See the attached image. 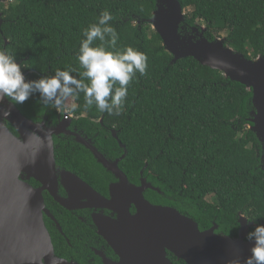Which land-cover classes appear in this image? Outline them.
Instances as JSON below:
<instances>
[{
	"label": "trees",
	"instance_id": "16d2710c",
	"mask_svg": "<svg viewBox=\"0 0 264 264\" xmlns=\"http://www.w3.org/2000/svg\"><path fill=\"white\" fill-rule=\"evenodd\" d=\"M179 1L186 11L184 32L205 24L209 39L226 31V44L233 49L248 58L264 54V0ZM155 8L156 0H0V50L23 64L27 80L69 67L79 77L84 71L77 59L83 31L108 10L119 36L116 48L144 52L148 67L130 82L120 115L100 112L95 104L85 109L83 93L70 100L77 105L72 111L77 124L85 122L93 126L92 134L99 132L94 141L108 158L127 150L119 164L131 180L137 182L146 166L144 176L162 191L148 189L149 200L174 206L193 217L201 230L216 223L217 232L236 237L241 214L264 224L262 144L249 121L252 90L193 56L173 63L148 21ZM39 99L35 93L17 106L28 117L58 111ZM74 142L78 153L57 150L58 162L106 193V176L112 174ZM175 264L188 263L177 259Z\"/></svg>",
	"mask_w": 264,
	"mask_h": 264
},
{
	"label": "water",
	"instance_id": "95a60500",
	"mask_svg": "<svg viewBox=\"0 0 264 264\" xmlns=\"http://www.w3.org/2000/svg\"><path fill=\"white\" fill-rule=\"evenodd\" d=\"M148 21L173 55V63L193 56L202 65L221 70L225 76L252 90L250 128L262 144L264 164V54L248 58L227 45L225 37L209 39L203 25L193 26L190 33L184 32L186 11L179 0H156L153 16ZM8 43L5 38V45ZM210 57L227 62L231 67L211 63ZM9 109L11 115H3ZM8 124L15 127L19 135L14 134ZM41 127L7 98L0 104V264L57 263L44 220V213L48 212L45 190L67 208L92 206L112 210L115 217L98 216L95 223L99 233L121 256L119 264H174L168 252L188 264H227L233 256L243 259L251 254L253 242L245 237L256 224L253 221L249 224L242 214L236 237L217 232L216 223L201 230L193 217L173 206L155 204L146 198L148 189L162 193L144 176L146 166L141 170L139 185L129 180L119 164L127 150L120 157L111 159L91 139L79 135L72 140L89 149L118 179L109 186L110 197H106L75 172L57 166L52 133ZM113 135L118 139L114 130ZM59 175L68 197L57 194ZM32 178L41 186L34 187L30 183ZM131 206H135V213L131 212Z\"/></svg>",
	"mask_w": 264,
	"mask_h": 264
},
{
	"label": "clouds",
	"instance_id": "9594fccd",
	"mask_svg": "<svg viewBox=\"0 0 264 264\" xmlns=\"http://www.w3.org/2000/svg\"><path fill=\"white\" fill-rule=\"evenodd\" d=\"M111 20L112 14L105 10L96 23L84 29V39L77 56L84 71L79 77L73 75L77 69L69 67L65 70L57 69L52 75L27 80L22 71L23 64L17 63L14 55L0 50V104L7 98L13 105H22L35 93H39L40 102L52 104L58 110L72 112L77 105L69 104V101L79 98L80 93H83L85 109L95 104L100 112L120 115L128 95V86L137 72L141 75L146 73L148 57L131 46L118 50L116 45L119 36L109 23ZM97 40L101 42L99 45L95 44ZM209 61L231 67L215 57H210ZM3 115H11V110L3 112ZM241 217L251 223L243 214ZM245 239L253 242L251 254L243 259L238 255L233 256L227 264H264V224L257 223Z\"/></svg>",
	"mask_w": 264,
	"mask_h": 264
},
{
	"label": "flooded vegetation",
	"instance_id": "af4514ba",
	"mask_svg": "<svg viewBox=\"0 0 264 264\" xmlns=\"http://www.w3.org/2000/svg\"><path fill=\"white\" fill-rule=\"evenodd\" d=\"M29 118L38 122V124L40 123L42 125L41 129L45 132L52 133L55 157L57 150L59 152L61 150H66L67 155H75L78 153V151H76L77 144L72 139L79 135L91 139L97 148L102 151L94 141V137L100 135L99 132L92 134L93 126L90 124L86 125L85 122L81 121L78 125L77 121L79 117L72 112L61 114V110H58L55 111V113L46 112L42 114V116L34 113L33 116ZM63 121L67 122V124L62 125L61 122ZM100 122H103L102 118L100 119ZM8 126L14 134L19 135V132L15 127L11 124H8ZM111 132L113 133V130H111ZM72 143L75 145H72ZM56 162L57 166L66 168L58 162L57 158ZM110 173L112 174V177L106 176V193L93 186L98 192L106 197H110L109 186L118 181L117 177H115L112 172ZM58 180L59 188L57 194L63 198L68 197V192L62 181V176L59 175ZM129 180L133 184L139 185L141 183V174L137 182L130 178ZM30 183L36 188L41 186V183L34 178L31 179ZM44 198L45 207L48 210V212L44 213V220L54 245L55 256L57 258L56 264H119L121 256H119L107 239L99 233L97 224L95 223V218L98 216L115 217L116 214H114L112 210L108 208H95L92 206H75L73 208H67L56 200V198H54V196L47 190L44 191ZM131 212H136L135 206H131ZM168 257L174 262V264L178 259L171 252H168Z\"/></svg>",
	"mask_w": 264,
	"mask_h": 264
},
{
	"label": "rangeland",
	"instance_id": "374dc122",
	"mask_svg": "<svg viewBox=\"0 0 264 264\" xmlns=\"http://www.w3.org/2000/svg\"><path fill=\"white\" fill-rule=\"evenodd\" d=\"M201 25L205 26V24H201ZM226 35H227V32L226 31H223V32H221L220 38L226 37ZM70 103L72 104V101Z\"/></svg>",
	"mask_w": 264,
	"mask_h": 264
}]
</instances>
